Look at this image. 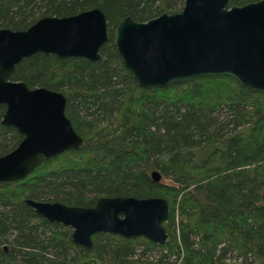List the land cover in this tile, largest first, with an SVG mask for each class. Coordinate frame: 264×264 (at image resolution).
I'll return each instance as SVG.
<instances>
[{
    "label": "trees",
    "instance_id": "trees-1",
    "mask_svg": "<svg viewBox=\"0 0 264 264\" xmlns=\"http://www.w3.org/2000/svg\"><path fill=\"white\" fill-rule=\"evenodd\" d=\"M182 4L0 0V28L22 30L44 16L98 8L108 29L98 60L35 52L9 75L63 93L64 114L83 144L42 160L22 179L0 181V264H264V92L227 75L140 87L114 47L123 16L145 21ZM3 112L0 104V119ZM21 137L0 123V155ZM101 196L165 199L166 241L97 232L87 249L70 240L68 226L24 202L89 207Z\"/></svg>",
    "mask_w": 264,
    "mask_h": 264
},
{
    "label": "water",
    "instance_id": "water-1",
    "mask_svg": "<svg viewBox=\"0 0 264 264\" xmlns=\"http://www.w3.org/2000/svg\"><path fill=\"white\" fill-rule=\"evenodd\" d=\"M230 1L183 0L179 11L145 21L123 16L114 27L113 43L136 84L164 87L196 76L227 75L264 92V0L240 6ZM107 38L98 8L44 16L22 30L0 28V123L22 135L0 155V181L22 179L42 160L83 144L64 114L63 93L10 80L14 65L35 52L98 60ZM149 175L160 179L157 170ZM261 200L264 204V189ZM24 202L46 221L68 226L70 240L87 249L97 232L141 236L158 244L167 239L162 222L169 209L161 197L101 196L89 207Z\"/></svg>",
    "mask_w": 264,
    "mask_h": 264
}]
</instances>
